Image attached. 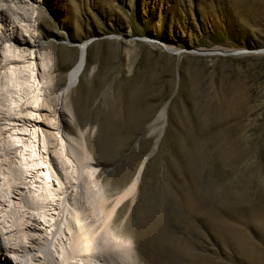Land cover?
<instances>
[{
  "label": "rangeland",
  "instance_id": "1",
  "mask_svg": "<svg viewBox=\"0 0 264 264\" xmlns=\"http://www.w3.org/2000/svg\"><path fill=\"white\" fill-rule=\"evenodd\" d=\"M12 2L0 28L30 42L17 65L51 109L86 44L60 128L89 154L80 180L125 193L113 215L125 206L137 248L160 264H264V0Z\"/></svg>",
  "mask_w": 264,
  "mask_h": 264
},
{
  "label": "bare ground",
  "instance_id": "2",
  "mask_svg": "<svg viewBox=\"0 0 264 264\" xmlns=\"http://www.w3.org/2000/svg\"><path fill=\"white\" fill-rule=\"evenodd\" d=\"M9 3L15 5L12 0H0V18L5 13L18 17L15 9L8 8ZM24 43L30 44L0 28V69L12 64L0 71V141L5 138V146L0 143L4 146L0 145V264H160V255H151L144 246L137 248L128 222L119 220L125 206L113 215L125 193L105 195L94 191L97 183L92 178L80 180L84 166H89L84 165L89 154L79 137L60 128L59 119L69 110L65 98L86 64V44H80L79 57L65 80L56 83L60 105L51 109L39 93L42 79L30 73V65H17L26 58L21 49ZM27 85L32 95L24 99L21 90ZM36 118L43 126L30 124L33 129L29 131L26 122ZM17 149L19 153L15 154L20 155H15L18 161H13L10 153ZM90 169L86 171L92 177ZM112 202L114 205L109 207ZM134 203L136 198L131 200V205ZM54 204L49 215L46 208Z\"/></svg>",
  "mask_w": 264,
  "mask_h": 264
}]
</instances>
